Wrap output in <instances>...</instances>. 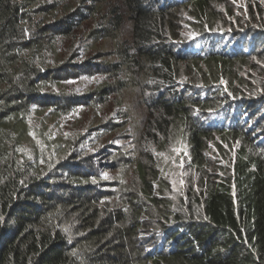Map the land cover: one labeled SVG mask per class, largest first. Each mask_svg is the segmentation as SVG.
Returning a JSON list of instances; mask_svg holds the SVG:
<instances>
[{"label": "trees", "instance_id": "16d2710c", "mask_svg": "<svg viewBox=\"0 0 264 264\" xmlns=\"http://www.w3.org/2000/svg\"><path fill=\"white\" fill-rule=\"evenodd\" d=\"M21 1L0 0V264H264V0H120L129 45L112 63L95 57L80 66L107 82L80 98L60 91L54 102L69 108L47 113L45 97L62 80H48L50 30L35 21L43 8ZM76 1L68 22L54 26L64 37L98 15V0ZM107 15L92 36L119 30L124 12L114 5ZM219 37L249 50L227 53ZM183 73L200 82L183 78L178 89ZM125 80L145 107L131 149L100 145L101 129L62 147L19 145L31 104L47 117L68 115L79 103L105 105ZM239 102L252 109L249 118L208 124ZM110 124L103 133L121 126ZM179 145L188 155L175 178L162 160Z\"/></svg>", "mask_w": 264, "mask_h": 264}, {"label": "rangeland", "instance_id": "374dc122", "mask_svg": "<svg viewBox=\"0 0 264 264\" xmlns=\"http://www.w3.org/2000/svg\"><path fill=\"white\" fill-rule=\"evenodd\" d=\"M23 4L21 0H16ZM80 2L76 0H33L31 8L40 9L43 8L42 15H35V21L37 22L42 17L44 24L38 29H49L50 31L46 33L43 42V50L47 49L45 54L47 60L45 63L49 66V82L52 79L61 81V85L58 88H53L50 90L45 97V113L49 110V107L59 106L62 110L69 108L70 104L62 105L54 102V98H57L60 91L69 92L75 95V98L85 97L89 95V92L94 91L96 87H99L102 83L107 82L104 76L100 75L95 70L89 69L88 66L80 67L83 63H86L88 59L100 58L102 61H107L112 63L118 60L117 56L113 52H117L120 47L131 41L130 30L131 23L128 17L125 16V8L120 0H98L96 5V13L98 15L95 18H90L86 21H80L78 23V28L73 31V37H67L68 30H66V37L62 33L56 32L54 26L60 24L61 26L67 23V19H70L72 11L78 6ZM87 5V4H86ZM118 6L120 13L124 12V19L122 25L118 31H109V34L105 38L92 36L91 31L94 27L100 23L106 24L105 20L109 17L107 15V9L110 6ZM121 6L123 9L121 10ZM30 11H35L30 9V5L25 6ZM85 5L80 7L79 12L85 11ZM41 21V20H40ZM78 20H76L77 22ZM43 22V21H41ZM41 22H37L40 23ZM37 30V29H36ZM35 30V31H36ZM222 43V40H219ZM227 47L230 50L242 49L244 51L247 48H241L240 42L238 40H227ZM73 58V62H67ZM44 64V62H43ZM55 66V67H52ZM189 72L195 73L200 71L199 66L190 65L188 67ZM202 69V68H201ZM178 78V89H183L186 87V82L183 78H186L188 85L193 86L195 83L200 82V76H195L194 74L187 75L182 74ZM125 76V74H123ZM125 79V78H123ZM111 81V80H110ZM125 88L119 92H115L111 95L108 103L105 105L85 106L83 103L74 105V110L71 114H60L59 116L47 117L44 112L42 114L37 113L38 106L32 105L30 108L35 111L24 118V133L25 137H20L19 135V145L28 148V150H33L35 147L32 143L37 141L42 149H47L49 145L54 140V144L62 147L64 145L65 139L68 137L75 139L77 136L90 135L91 130L101 129L98 136L100 145L106 143V145H122L126 144V148L123 149L125 152L127 149H131L130 143L133 142V137L135 131L139 128V122H141L143 116L145 115V107L138 100V93L134 88V84L131 80H125ZM190 87V86H189ZM48 88L43 91H47ZM67 97H62L66 99ZM40 101V100H39ZM42 103V101L37 104ZM232 108H228L224 113H216L214 116L208 118V124L213 127L219 126L220 121L225 122L224 125H232L234 122L237 125L239 119H243L241 111L238 110L236 115H233V120L230 122V116L226 115L231 111ZM257 112V111H256ZM251 113V112H250ZM206 111L202 112L203 121H205ZM48 118V121L42 122ZM109 122V123H107ZM121 124L120 127L113 130L108 135V132L103 133V127L105 124ZM110 124V125H111ZM35 137V139H33ZM123 146V145H122ZM184 150V151H183ZM41 158V152L37 154ZM48 154V159H50ZM188 155L186 146L179 145L176 152L171 153L168 156H164L162 163L165 165H170L171 173H175V178L179 177L180 170L186 168V161L184 156ZM163 154L158 155V161ZM143 157L146 159V154L143 153ZM159 168L164 171L162 164L159 163Z\"/></svg>", "mask_w": 264, "mask_h": 264}, {"label": "clouds", "instance_id": "9594fccd", "mask_svg": "<svg viewBox=\"0 0 264 264\" xmlns=\"http://www.w3.org/2000/svg\"><path fill=\"white\" fill-rule=\"evenodd\" d=\"M219 40H222V43H219ZM227 40H235V39H234V38H233V39H231V38L224 39V38H220V37H219V38L215 41V44H216L217 46H221V47L224 49V51L227 52V53H243V54H244V52H245V53L248 52L249 48H248L247 46L243 45L242 42H241V40H238V41L240 42V46H241V48H247L246 51H244V50H242V49H234V50H230V49H228V47H227V43H226ZM176 44H177V45H180L179 41H177ZM199 46H200L201 48H203V49L206 47L204 44H200ZM169 47H170L173 51H175V52H178L179 50L183 51V48H180V49L178 50V48H177L176 46H173L172 43L169 44ZM243 106H244V107H243ZM229 108H232V109H231V111L228 112L226 115H229V116H230V122H231V121H234V120H233V115H236V112H237L238 110L241 111V115H242L245 119H247V117L249 118V116H250V112L252 111V109H251L247 104H242L241 102H239V104H233V105L230 104ZM219 113H224V111H221V112H219ZM222 123H225V122H222Z\"/></svg>", "mask_w": 264, "mask_h": 264}]
</instances>
